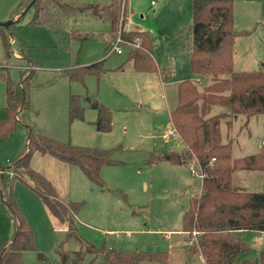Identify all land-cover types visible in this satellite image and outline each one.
Listing matches in <instances>:
<instances>
[{
  "label": "rangeland",
  "instance_id": "rangeland-1",
  "mask_svg": "<svg viewBox=\"0 0 264 264\" xmlns=\"http://www.w3.org/2000/svg\"><path fill=\"white\" fill-rule=\"evenodd\" d=\"M20 1L0 0V24L13 20L7 29L9 54L0 37V120L6 117L7 105L3 76L17 83L24 71L32 73L26 81L29 107L20 113V122L9 137L0 141V168L9 166L26 147L28 126L61 142L111 149L112 162L101 169L103 186L93 183L79 166L50 154L35 152L31 164L62 197L80 205L74 220L78 234L86 242L97 248L106 245L119 251L158 254L156 260L141 264L204 262L199 252L192 257L188 253L200 234L183 230L184 213L202 191L203 170L195 160L190 165L149 161L162 150L182 149L177 132L167 134L173 127L169 125L170 113L178 103V83L191 79L202 90L211 82L205 78L198 81L190 68L193 0H129L126 25L153 34L155 58L161 65L153 72L136 71L128 59L131 50L139 46L138 39L129 40L133 45H122V53L112 50L121 33L112 32L103 20L83 13L68 18L60 31H54L49 25L31 23L33 8L13 15ZM84 1L109 0L78 3ZM234 29V68H264V0H234ZM108 43L111 50L104 61L106 71L99 77L91 74L79 81L63 74L70 66L103 59ZM159 69L169 75L168 79ZM71 94L80 96L82 119L69 117ZM87 97L98 99L111 110L110 131L97 129L98 111ZM225 109L216 105L212 114ZM229 118V123L228 119L221 122L222 140L232 141L234 157L258 152L260 144H264V115L252 116L248 124L244 114ZM235 173L238 186L264 191V170ZM10 174L0 169V185L1 176L9 180ZM12 180L14 196L33 230L37 247V251L23 253L21 264H62V249L78 250L79 242L74 237L66 238V229L56 230L60 223L35 191L19 179ZM13 232L14 223L0 197V243ZM260 233L264 234L241 233L254 249L252 257L264 247L258 244ZM38 252L44 259L38 258ZM93 258L88 253L81 264H90Z\"/></svg>",
  "mask_w": 264,
  "mask_h": 264
},
{
  "label": "trees",
  "instance_id": "trees-1",
  "mask_svg": "<svg viewBox=\"0 0 264 264\" xmlns=\"http://www.w3.org/2000/svg\"><path fill=\"white\" fill-rule=\"evenodd\" d=\"M129 0L84 1L78 0H21L13 15L28 8L34 9L32 24H46L54 31H60L68 18L88 13L108 23L111 31H120L124 40L135 41L139 46L131 50L128 59L136 71L158 70L154 59L153 39L147 30H126L129 19ZM192 43L189 55L190 68L198 81L211 80L203 89L191 79L178 83V103L170 113L173 128L183 143L182 149L162 150L150 158L151 163L160 161L177 165H190L196 161L205 173L202 191L194 197L190 208L183 216V230L200 234L189 249V257L199 252L204 262L186 264H264V247L250 256L254 249L240 239L238 231L264 232V191H252L236 184L237 170H264V144L258 152L246 157H234L232 141L223 142L221 122L229 117L246 115L248 124L255 115H264V68L236 70L234 68V0H193ZM23 13V14H25ZM0 24L1 41L9 54L11 48L7 29ZM111 48L109 43L104 58L87 65H74L63 70L70 80L84 81L87 75L100 76L106 71L105 57ZM20 54L23 56L24 52ZM28 61V65L31 61ZM123 67V66H121ZM24 71L20 82L6 78V117L0 120V141L6 139L20 122V113L29 107V89ZM91 106L98 111L95 122L101 132L111 130L112 112L98 99L87 97ZM226 108L212 114L214 106ZM83 107L78 94L69 97L71 120L83 118ZM35 152L50 154L57 159L79 166L89 179L103 186L102 167L112 162L111 149L84 147L61 142L28 126L26 147L12 163L0 168L11 173L5 180L1 176L0 197L8 218L14 223L10 238L0 243V264H21L25 251H37L34 233L25 219L14 196L12 179L25 182L41 198L42 202L66 228V238L74 237L78 250L60 252L62 264H81L86 254H93L90 264H141L154 261L155 255L147 251H119L106 245L97 248L79 234L74 216L80 205L62 197L52 182L34 169L31 158ZM4 175V173L2 174ZM11 241V242H10ZM38 258L44 259L38 252ZM97 258H100L97 260Z\"/></svg>",
  "mask_w": 264,
  "mask_h": 264
},
{
  "label": "crops",
  "instance_id": "crops-1",
  "mask_svg": "<svg viewBox=\"0 0 264 264\" xmlns=\"http://www.w3.org/2000/svg\"><path fill=\"white\" fill-rule=\"evenodd\" d=\"M126 27H128V29H130V30H145V29H142V28H137V27H132V26H127L126 25ZM147 31H149V30H147ZM152 39H153V51H155V42H154V38H153V34H152ZM153 55H154V59H155V61H156V58H155V52L153 53ZM157 62V61H156ZM234 62H235V58H234ZM158 64V63H157ZM158 66L160 67L161 65H159L158 64ZM162 69V68H161ZM164 69H168V68H164ZM261 69V68H260ZM160 70V69H159ZM160 72L162 73V76L165 78V79H168V77H169V75H167V74H165V73H163L162 72V70H160ZM169 125H171V123L169 124ZM182 147H183V144L181 145ZM260 146H261V144H260ZM260 149V148H259ZM256 153V152H255ZM252 154H254V153H252ZM252 154H250V155H252ZM44 155H49V154H44ZM246 156H249V155H244V156H239V157H237V158H240V157H246ZM240 170H242V169H240ZM236 174V173H235ZM63 225H59V226H57L56 227V230L57 231H64L66 228H64V227H62ZM63 229V230H62ZM247 232H250V231H238L237 233H236V235L240 238V239H242L243 241H245V239H244V237L241 235V233H247ZM255 232H257V231H255ZM264 233V232H263ZM264 238V234H261L260 233V236H259V238H258V240L260 239V238ZM247 242V241H246Z\"/></svg>",
  "mask_w": 264,
  "mask_h": 264
},
{
  "label": "built area",
  "instance_id": "built-area-1",
  "mask_svg": "<svg viewBox=\"0 0 264 264\" xmlns=\"http://www.w3.org/2000/svg\"><path fill=\"white\" fill-rule=\"evenodd\" d=\"M122 45H133V44L130 41L124 40L123 37L120 34V35H118V37L116 39V42H115L112 50L115 51V52H117V53H122V51H123ZM175 133H176V129L175 128L171 127L170 129H168L167 134L173 135ZM193 172L196 174V172L194 170H193ZM204 175L205 174L203 173V177H204ZM11 176L12 175L10 174V177ZM258 244L261 245V246L264 245V238L263 237L259 239Z\"/></svg>",
  "mask_w": 264,
  "mask_h": 264
},
{
  "label": "water",
  "instance_id": "water-1",
  "mask_svg": "<svg viewBox=\"0 0 264 264\" xmlns=\"http://www.w3.org/2000/svg\"><path fill=\"white\" fill-rule=\"evenodd\" d=\"M27 10H28V8H26L23 13H25ZM11 23H13V20L12 19L9 20V21H7V22H5L2 25L5 26V27H9Z\"/></svg>",
  "mask_w": 264,
  "mask_h": 264
}]
</instances>
